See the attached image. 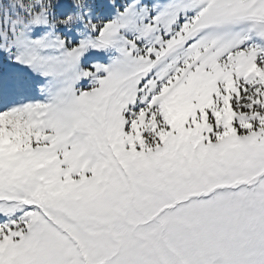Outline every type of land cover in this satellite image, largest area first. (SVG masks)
Returning <instances> with one entry per match:
<instances>
[{"label":"snow or ice","instance_id":"1","mask_svg":"<svg viewBox=\"0 0 264 264\" xmlns=\"http://www.w3.org/2000/svg\"><path fill=\"white\" fill-rule=\"evenodd\" d=\"M0 264H264V0H0Z\"/></svg>","mask_w":264,"mask_h":264}]
</instances>
